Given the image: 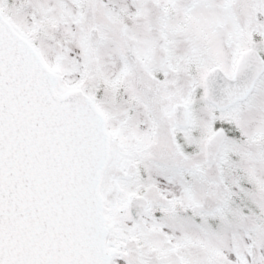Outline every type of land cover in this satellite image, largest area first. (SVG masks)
I'll list each match as a JSON object with an SVG mask.
<instances>
[{
	"label": "snow or ice",
	"instance_id": "1",
	"mask_svg": "<svg viewBox=\"0 0 264 264\" xmlns=\"http://www.w3.org/2000/svg\"><path fill=\"white\" fill-rule=\"evenodd\" d=\"M0 264H264V0H0Z\"/></svg>",
	"mask_w": 264,
	"mask_h": 264
}]
</instances>
